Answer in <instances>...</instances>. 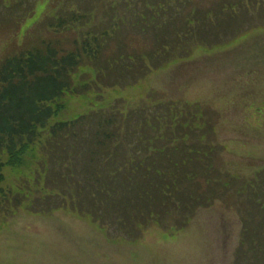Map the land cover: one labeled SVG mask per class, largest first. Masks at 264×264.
I'll return each instance as SVG.
<instances>
[{
  "label": "trees",
  "instance_id": "16d2710c",
  "mask_svg": "<svg viewBox=\"0 0 264 264\" xmlns=\"http://www.w3.org/2000/svg\"><path fill=\"white\" fill-rule=\"evenodd\" d=\"M198 1L78 0L75 9L73 4L62 8L46 22L55 35L69 37L67 44L45 37L0 60V181L5 179V156L17 161L30 147L43 145L49 152V179L41 189L47 207L59 197L51 207L69 206L90 216L111 237L129 241L141 239L152 226L182 230L199 209L231 188L238 193L247 190L245 199L237 202L246 219L244 257L248 264H259L264 217L260 231L254 214L264 216V188L253 194L254 187L248 190L251 182L244 188L235 175L215 168L216 147L205 141L209 126L202 106L154 101L125 112L114 102L112 113L100 109L52 122L68 97L92 90L84 77L86 67L96 72V66L101 67L97 79L118 59L119 68L127 70L122 72L160 68L175 59L170 57L176 44L191 39L194 28L214 29L223 18L234 20L235 14L248 13L245 7L257 0H224L219 10H207ZM225 6L232 11H225ZM127 37L152 44L142 53H126ZM114 45L118 51L103 60ZM51 165L59 167L54 172ZM4 196L0 187V198Z\"/></svg>",
  "mask_w": 264,
  "mask_h": 264
},
{
  "label": "rangeland",
  "instance_id": "374dc122",
  "mask_svg": "<svg viewBox=\"0 0 264 264\" xmlns=\"http://www.w3.org/2000/svg\"><path fill=\"white\" fill-rule=\"evenodd\" d=\"M76 1L0 0V60L45 37L67 44L69 37L55 35L46 22ZM221 1L198 2L207 10H219ZM245 8L248 13H237L234 20L223 18L214 29L194 28L197 32L191 39L176 44L170 57L175 59L160 68L122 72L125 66L119 68L117 58L119 62L109 63V71L97 79L101 67L96 66L98 72L86 67L84 77L92 90L68 97L52 122L100 109L112 113L114 102L125 112L154 101L191 102L202 106L207 116L205 141L216 147L212 148L215 168L226 176L235 175L244 188L251 182L250 191L264 188V0ZM127 39L126 53H142L144 46L152 44L139 37ZM116 51L114 45L103 60L111 59ZM103 82L117 84L109 88ZM3 160L7 166L5 179L0 181L5 189L0 198V264H248L244 257L248 247L243 245L246 219L237 206L247 190L238 193L231 188L199 209L182 230L168 232L152 226L141 239L129 241L111 237L90 216L69 206L53 208L59 197L47 207L41 195L49 172L45 146L30 147L17 161L9 156ZM51 166L52 170L59 167ZM254 215L262 231L264 216ZM260 246L264 248V239ZM259 264H264V252Z\"/></svg>",
  "mask_w": 264,
  "mask_h": 264
}]
</instances>
